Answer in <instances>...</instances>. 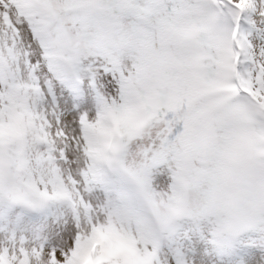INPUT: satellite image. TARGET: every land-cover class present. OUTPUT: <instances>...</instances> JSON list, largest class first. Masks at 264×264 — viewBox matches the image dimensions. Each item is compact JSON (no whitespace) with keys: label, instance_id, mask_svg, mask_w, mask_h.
Returning a JSON list of instances; mask_svg holds the SVG:
<instances>
[{"label":"snow or ice","instance_id":"snow-or-ice-1","mask_svg":"<svg viewBox=\"0 0 264 264\" xmlns=\"http://www.w3.org/2000/svg\"><path fill=\"white\" fill-rule=\"evenodd\" d=\"M0 264H264V0H0Z\"/></svg>","mask_w":264,"mask_h":264}]
</instances>
